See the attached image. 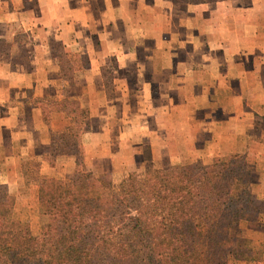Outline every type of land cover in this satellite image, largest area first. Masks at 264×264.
Listing matches in <instances>:
<instances>
[{"label": "rangeland", "instance_id": "obj_1", "mask_svg": "<svg viewBox=\"0 0 264 264\" xmlns=\"http://www.w3.org/2000/svg\"><path fill=\"white\" fill-rule=\"evenodd\" d=\"M113 1L119 11L111 36L123 44L119 52L126 48L132 57L105 56L97 43L91 44L94 55L73 43L59 52L55 92L39 98L50 150L23 151L18 171L0 177V192L10 202L8 233L40 236L55 226L57 213L40 199L41 179L69 182L74 171L86 170L87 194L113 209L124 207L133 191L142 197L147 187L157 188L173 166L201 173L238 156L229 167L247 171L260 206L257 216L238 225V235L254 264H264V0ZM44 2L0 0L7 21L0 63L15 67L27 60L24 42L41 39L49 22L51 7ZM90 4L73 0L67 16L96 23ZM32 17L33 32L26 29ZM129 18L134 37L125 39L121 25ZM157 31L163 34L159 43L143 38ZM84 109L86 127L78 113Z\"/></svg>", "mask_w": 264, "mask_h": 264}, {"label": "trees", "instance_id": "obj_2", "mask_svg": "<svg viewBox=\"0 0 264 264\" xmlns=\"http://www.w3.org/2000/svg\"><path fill=\"white\" fill-rule=\"evenodd\" d=\"M78 113L86 124L88 111ZM216 162L201 173L173 166L157 188L147 187L142 197L133 191L124 207L113 209L87 194L86 170L74 171L69 182L41 179V202L57 218L40 236L8 233L10 202L0 192V264H254L238 235V225L260 209L248 173L229 167L238 156ZM130 207L134 214L125 211Z\"/></svg>", "mask_w": 264, "mask_h": 264}, {"label": "crops", "instance_id": "obj_3", "mask_svg": "<svg viewBox=\"0 0 264 264\" xmlns=\"http://www.w3.org/2000/svg\"><path fill=\"white\" fill-rule=\"evenodd\" d=\"M40 1L38 0L39 4ZM91 1L94 4L90 6L97 9L95 25L86 19L81 21L77 17L67 16L73 0H45L43 4L51 7L49 22L43 26L44 36L41 39L32 36L24 42L27 60H19L15 67H10L8 62L0 63V177H4L9 169L18 171L21 165L18 157L24 154L23 151L26 150L27 154L34 149L35 155H45L50 150L46 118L39 98L49 97L55 92L54 85L60 80L58 54L63 48L70 47L73 43L77 45V51L82 49L94 55L97 52L91 44L97 43V50L101 48L105 56L116 55L118 52L131 59L133 53L129 54L130 50L126 48L119 52L118 49L123 44L117 35L111 36V30L117 26L114 13L119 11V4H115L113 0H96V3L95 0H89ZM1 18L0 38L3 37L7 22ZM35 19L31 18L27 30L34 31L32 27L36 26V22H33ZM20 24L25 26L22 21ZM121 26L125 39L134 37V23L130 18ZM145 33L144 39H155L157 43L163 37L158 31L151 33V37ZM104 35L106 36L103 37ZM90 114L93 115L92 111ZM89 122L90 115L87 123L83 122L82 125L86 127ZM4 162L9 164L7 168Z\"/></svg>", "mask_w": 264, "mask_h": 264}]
</instances>
